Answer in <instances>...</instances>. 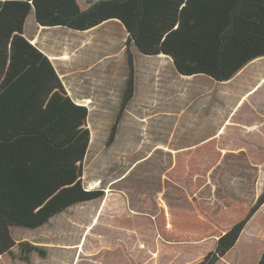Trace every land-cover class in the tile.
Returning <instances> with one entry per match:
<instances>
[{
    "label": "rangeland",
    "instance_id": "rangeland-1",
    "mask_svg": "<svg viewBox=\"0 0 264 264\" xmlns=\"http://www.w3.org/2000/svg\"><path fill=\"white\" fill-rule=\"evenodd\" d=\"M24 32L52 53L67 95L88 109L83 185L105 197L39 229L13 228L14 256H0V264L199 263L216 246L212 224L225 230L264 189V58L218 83L179 75L168 57L131 46L135 95L109 147L130 74L124 27L109 21L86 32L41 28L32 12ZM23 242L46 257L21 261ZM263 250L264 207L218 264H257Z\"/></svg>",
    "mask_w": 264,
    "mask_h": 264
},
{
    "label": "trees",
    "instance_id": "trees-1",
    "mask_svg": "<svg viewBox=\"0 0 264 264\" xmlns=\"http://www.w3.org/2000/svg\"><path fill=\"white\" fill-rule=\"evenodd\" d=\"M32 12L41 27L86 32L117 21L125 28L130 74L109 147L135 95L131 46L168 57L179 75L218 83L264 58V0H98L85 9L79 0H0V256H14L13 228L39 229L74 206L105 197L83 185L88 109L67 95L51 60L25 37ZM263 206L264 189L225 230L212 224L216 246L197 264L222 261ZM18 246L26 263L35 253L47 255L28 242ZM257 264H264V250Z\"/></svg>",
    "mask_w": 264,
    "mask_h": 264
},
{
    "label": "crops",
    "instance_id": "crops-1",
    "mask_svg": "<svg viewBox=\"0 0 264 264\" xmlns=\"http://www.w3.org/2000/svg\"><path fill=\"white\" fill-rule=\"evenodd\" d=\"M41 28H43V27H41ZM31 41V40H30ZM31 43L33 44V45H35V43L34 42H32L31 41ZM36 46V45H35ZM41 50V49H40ZM45 55H51L52 53H49V54H47V53H45V51H43V50H41ZM160 57V56H159ZM161 57H164V56H161ZM48 58H49V56H48ZM52 59H53V57H52ZM87 100H89V101H91L90 99H87ZM264 207V206H263ZM263 207L259 210V212L251 219V221L248 223V225H247V227L245 228V230L244 231H246L247 229H249L252 225H254V223L256 222V220L260 217V215H261V210L263 209ZM91 226H93V225H91ZM243 231V232H244ZM243 234V233H242ZM242 236V235H241ZM241 238V237H240ZM240 240V239H239ZM216 241H217V239H216ZM239 242V241H238ZM238 244V243H237Z\"/></svg>",
    "mask_w": 264,
    "mask_h": 264
},
{
    "label": "bare ground",
    "instance_id": "bare-ground-1",
    "mask_svg": "<svg viewBox=\"0 0 264 264\" xmlns=\"http://www.w3.org/2000/svg\"><path fill=\"white\" fill-rule=\"evenodd\" d=\"M34 43H36V41H33ZM53 59H58V58H53ZM59 59H68V56H63V57H61V58H59ZM86 103H91V101H89V100H86ZM99 181H101V180H99ZM94 185V184H93ZM99 185V184H98ZM93 188V187H92ZM91 188V189H92Z\"/></svg>",
    "mask_w": 264,
    "mask_h": 264
},
{
    "label": "water",
    "instance_id": "water-1",
    "mask_svg": "<svg viewBox=\"0 0 264 264\" xmlns=\"http://www.w3.org/2000/svg\"><path fill=\"white\" fill-rule=\"evenodd\" d=\"M125 29V28H124ZM128 35V34H127Z\"/></svg>",
    "mask_w": 264,
    "mask_h": 264
}]
</instances>
